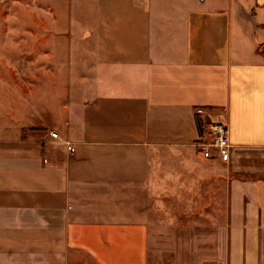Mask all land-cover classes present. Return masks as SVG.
<instances>
[{
  "label": "crops",
  "instance_id": "crops-1",
  "mask_svg": "<svg viewBox=\"0 0 264 264\" xmlns=\"http://www.w3.org/2000/svg\"><path fill=\"white\" fill-rule=\"evenodd\" d=\"M74 10L49 40L59 128L0 142V264H167L200 219L218 264H264V0ZM207 118L228 160L200 154Z\"/></svg>",
  "mask_w": 264,
  "mask_h": 264
},
{
  "label": "rangeland",
  "instance_id": "rangeland-1",
  "mask_svg": "<svg viewBox=\"0 0 264 264\" xmlns=\"http://www.w3.org/2000/svg\"><path fill=\"white\" fill-rule=\"evenodd\" d=\"M93 3L94 0H0L1 143L14 141L11 138L15 137L16 130L23 128L24 133H28L32 125L42 126L34 129L37 132H47L48 130H42L44 127L50 130L53 127L59 128V124L50 122L47 110V99L52 93L50 90L48 95L47 88L50 85L52 89L54 85V78L50 74L52 60L48 56L53 53V48L50 47L49 40L56 30H70L72 25L78 26L74 21L78 11L74 9L79 4L86 9L85 13H89ZM68 5L74 7L72 15L66 9ZM73 49V46L70 47L69 56ZM56 67L65 69L64 61L58 62ZM60 75L61 82L64 83L66 75ZM37 111L44 120L40 121L34 116L33 112ZM6 132L10 135L4 136ZM201 220L197 228L199 248L194 247V240H184L182 249L165 251L167 264L172 258L179 260V264H218L222 250L211 249L206 240L201 242L200 239L205 238L208 230H211Z\"/></svg>",
  "mask_w": 264,
  "mask_h": 264
},
{
  "label": "built area",
  "instance_id": "built-area-1",
  "mask_svg": "<svg viewBox=\"0 0 264 264\" xmlns=\"http://www.w3.org/2000/svg\"><path fill=\"white\" fill-rule=\"evenodd\" d=\"M51 136L58 138L57 133H51ZM197 147L207 161L228 160L233 150L228 124L221 120L208 118L201 125V139Z\"/></svg>",
  "mask_w": 264,
  "mask_h": 264
},
{
  "label": "trees",
  "instance_id": "trees-1",
  "mask_svg": "<svg viewBox=\"0 0 264 264\" xmlns=\"http://www.w3.org/2000/svg\"><path fill=\"white\" fill-rule=\"evenodd\" d=\"M200 131H201V128H200Z\"/></svg>",
  "mask_w": 264,
  "mask_h": 264
}]
</instances>
